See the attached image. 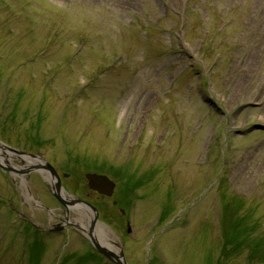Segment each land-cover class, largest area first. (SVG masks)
Returning a JSON list of instances; mask_svg holds the SVG:
<instances>
[{"label": "rangeland", "instance_id": "1", "mask_svg": "<svg viewBox=\"0 0 264 264\" xmlns=\"http://www.w3.org/2000/svg\"><path fill=\"white\" fill-rule=\"evenodd\" d=\"M257 125L264 0H0V142L44 158L69 197L94 205L85 174L118 188L133 176L132 236L105 225L130 264H264ZM6 152L0 264H108L74 228L42 231L65 210ZM80 212L70 219L87 223Z\"/></svg>", "mask_w": 264, "mask_h": 264}, {"label": "water", "instance_id": "2", "mask_svg": "<svg viewBox=\"0 0 264 264\" xmlns=\"http://www.w3.org/2000/svg\"><path fill=\"white\" fill-rule=\"evenodd\" d=\"M257 129L262 130V129H264V127L257 125L256 127H252L251 129H249L247 132L250 133V132L257 130ZM0 146L3 147L4 149H6L7 151H11L17 155L20 154V155H25L28 157L30 156V157L34 158L35 160L41 159L40 157L39 158L33 157L32 155H27L21 151H17L15 149L10 148V147L8 148L7 146H4L2 144ZM0 167L3 168L4 166H2L0 164ZM33 168L38 169V170L43 169V170L48 171L49 173L51 172L52 178H53V184H54V194L60 203H63L64 205H72V204L77 205L78 203H81L78 200H74L73 202L70 203V202H67L63 199L62 193H61L62 189H61L60 179H59L58 174H56V172H55V170L51 164H46V163H45V165L39 164L37 166H34ZM10 170H11V168H10ZM86 179L89 183L90 189H92L96 192H99L100 194L106 195L108 197H111L113 195L115 183L113 181H109V179L107 177L102 176V175L98 176L96 174H90V175L86 176ZM96 221H97V214L95 215V217L92 218L91 222L93 223V225H95ZM90 236L92 237V234H90ZM92 242H94L97 250L99 252H101L103 255H105L106 257H108L111 261H113V262L115 261L116 264H127L126 261L122 259L123 256H121V259H120L115 253H113L112 251H109L104 246L102 247L99 243L95 242L94 240H92Z\"/></svg>", "mask_w": 264, "mask_h": 264}, {"label": "bare ground", "instance_id": "3", "mask_svg": "<svg viewBox=\"0 0 264 264\" xmlns=\"http://www.w3.org/2000/svg\"><path fill=\"white\" fill-rule=\"evenodd\" d=\"M13 156H11L10 154L8 155L7 152H5V150L1 149L0 151V161L8 166V167H15L14 164L12 163L11 161V158ZM26 163L29 164V163H35V161H31L30 159L29 160H26ZM45 177L47 179V181H50L49 177L45 174ZM21 180H22V192H23V195L25 196V199L28 203H31V201L33 200V195H29L27 193V185L25 184V179L23 177H21ZM51 183L53 184V181H51ZM54 185V184H53ZM63 197L65 199H67L68 201H71L70 198L63 192ZM80 209V208H79ZM85 213L86 212V209L85 208H82ZM90 214L87 213V216H89ZM81 223V222H79ZM81 226L85 227V228H88V224H85V223H81L80 224ZM94 239L96 242H98L100 245H104L106 246L107 248H109L111 251H115L116 254H120L121 251H120V248L116 246V241L112 240L111 239V235L110 233L102 226L98 227L95 232H94Z\"/></svg>", "mask_w": 264, "mask_h": 264}, {"label": "flooded vegetation", "instance_id": "4", "mask_svg": "<svg viewBox=\"0 0 264 264\" xmlns=\"http://www.w3.org/2000/svg\"><path fill=\"white\" fill-rule=\"evenodd\" d=\"M109 219L113 223L114 226H116L118 228H122V226H123L122 217L114 216V217L109 218Z\"/></svg>", "mask_w": 264, "mask_h": 264}]
</instances>
